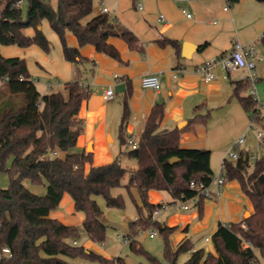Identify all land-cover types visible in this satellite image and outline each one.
Segmentation results:
<instances>
[{"label":"trees","instance_id":"16d2710c","mask_svg":"<svg viewBox=\"0 0 264 264\" xmlns=\"http://www.w3.org/2000/svg\"><path fill=\"white\" fill-rule=\"evenodd\" d=\"M93 14V0H57L56 7L47 0H0V47L37 46L50 53L52 44L41 29L46 20L59 37L65 60L72 65L87 60L81 54L85 46H93L98 53L121 62L120 52L109 43L110 38L122 40L130 50H141L138 37L119 20L111 19L107 13ZM30 28L34 30L32 36L25 33ZM69 34L76 38V47L68 44ZM261 43L264 45V35ZM158 44L163 48L171 45L180 52L176 40L164 38ZM232 83L233 97L264 128L258 100L245 94L248 83ZM91 96V88L78 81L65 83L59 91L41 94L25 59L6 58L0 52V172H6L10 179L7 188H0V264H72L76 259L126 264L122 257L108 259L74 244L82 232L94 243L106 239L104 212L94 197H103L108 208H125L123 195L113 194L114 189L122 187L128 173L119 159L108 165L92 166L86 172V165L93 164L92 154L75 151L82 130L78 118L81 104ZM164 116L165 104L157 103L137 148L127 153L137 161L138 169L130 174L124 188L128 193L136 189L142 202L140 206L134 199L138 216L129 226L131 250L145 256L151 264H178L180 256L187 253L190 257L183 264H260L256 250L264 259V155L251 163L249 153L241 150L238 160H225V182L240 184L253 212L240 222L220 224L211 237L213 252L204 248L193 251L190 240L172 247L170 237L177 228L153 220V213L163 205L149 203V191L167 192L179 201L195 195L192 182L210 186L214 181L211 151L180 146L181 133L205 117L196 114L182 130H161ZM129 117L125 100L120 124L123 146L129 145ZM171 159L178 162L172 164ZM26 181L33 186H45L46 194L32 192L24 184ZM65 194L71 196L75 211L84 215L82 227L51 217ZM203 202L201 199L196 205L201 210ZM152 229L158 230L164 239V262L136 240L141 231ZM3 248H9L10 255L2 254Z\"/></svg>","mask_w":264,"mask_h":264},{"label":"crops","instance_id":"0c3cea01","mask_svg":"<svg viewBox=\"0 0 264 264\" xmlns=\"http://www.w3.org/2000/svg\"><path fill=\"white\" fill-rule=\"evenodd\" d=\"M140 1L112 0L109 5L105 4L109 9V17L119 20L140 41L141 50L135 51L130 50L127 44L118 38L109 39V43L120 52L121 62L98 53L93 46H85L81 48V54L87 60L77 66L72 65L65 60L61 42L55 33L49 36L47 34V38L52 42V49L48 54L37 46L13 49L14 52L8 56L1 53L6 58L25 59L37 85L40 84L38 75L48 79L44 84L45 91L40 92L41 94L53 92L51 79L62 89L65 83L72 81H78L91 88L92 96L82 102L79 111L78 118L82 121V130L75 147L76 152L85 151L93 156V164L86 165V172L92 166L111 164L117 158L122 165L120 157L128 156L127 153L131 151V146H123L120 140L125 100L130 114L126 135L135 138L137 143L151 110L157 103L165 104L161 130L179 129V124L182 125L179 130H182L196 114L205 117L202 122L197 123H209L208 120L213 118L212 112L225 107L227 108L224 113L228 111L229 106L225 105L230 103L233 97L232 82L241 80L245 73L237 71L235 75L228 76L221 67H216L215 79L205 82L199 72L200 66L208 60L229 53L234 41L243 45L262 44L264 0H231L228 9L225 0ZM102 2L105 3V0H100V6L93 15L102 13ZM138 3H141V9L138 8ZM187 14H191V18H187ZM45 21L42 22V31ZM25 33L32 36L34 30L30 28ZM164 38L178 41L180 52L177 53L171 45L160 47L158 41ZM67 42L73 47L78 45L76 38L71 34L67 36ZM186 44L191 46V49L184 55L183 48ZM1 47L9 49L17 46ZM29 55L35 57V64L39 69L32 67L33 63L28 60ZM176 74L179 75L177 78L174 77ZM147 75L159 76V91L142 87L141 80ZM109 87L114 91L115 97L105 100L103 92ZM198 126L195 128L192 124L181 133L182 148H207V134L200 136ZM117 142H120V148ZM135 167L130 171L125 168L127 175L130 176L138 169L137 161ZM210 187L213 198L203 202L202 210L192 205L190 210L185 211L181 208L180 201H174L167 192H148L149 203L170 205V208L161 211L155 220H161L168 227L177 228L170 237L172 247L176 248L184 241L190 240L193 251L204 248L213 252L211 237L218 226L240 222L246 213L253 212V205L238 182L227 181L222 186L213 182ZM171 205H175V208ZM51 217L70 226H81L84 222V215L75 211L73 200L68 194L64 195L59 208L51 213ZM207 242L209 246L206 247ZM84 247L89 249L88 245ZM189 257L190 253L185 254L178 264H183ZM71 263L74 264V261Z\"/></svg>","mask_w":264,"mask_h":264},{"label":"rangeland","instance_id":"374dc122","mask_svg":"<svg viewBox=\"0 0 264 264\" xmlns=\"http://www.w3.org/2000/svg\"><path fill=\"white\" fill-rule=\"evenodd\" d=\"M51 3L53 7H56L57 0H47ZM112 0H105V4L109 5ZM139 2H141L139 0ZM94 3V12L98 10L100 6V0H93ZM27 5L26 3L23 5V12L26 13ZM91 17L87 18L85 21L90 20ZM44 35L47 37V34H54L50 26H48L47 22H44ZM51 42V40L48 38ZM52 44V42H51ZM258 51L264 55V45H256ZM22 49L20 47H13L6 49L1 47V53L5 56H8L10 53H13V49ZM24 51H21L23 53ZM24 56V55H23ZM29 62L33 63L32 67L38 66L35 64L37 60L32 58V56H28ZM77 66V65H75ZM40 77V84L37 85L38 90L43 93L45 91L44 84L48 82V79L45 77L38 75ZM256 76L261 80L256 84V96L258 97V108L261 111L263 124H264V62L257 65ZM36 79V78H35ZM50 80V79H49ZM52 82L53 89L51 91H59L62 87H58L55 84V80H50ZM246 95L251 94V89H248L245 93ZM260 95V97H259ZM231 102L226 104L225 106H229V109L226 113L218 117H212L209 123H195L193 127H200L198 133L200 136L202 134H207V148L212 151L211 157V166L214 170V177H216L221 168V164L224 158L227 160H231L228 156V152L232 150L234 144L238 139L247 135L245 138L244 144L237 149L238 152L241 150L247 151L250 157L260 158L264 155V146H262L256 139V132L263 130L259 124L254 122L250 114L246 112L236 98L232 97ZM17 101V100H16ZM251 122L255 123V128L250 129ZM180 125V124H179ZM178 125V126H179ZM196 130V129H195ZM196 131V132H197ZM199 137V136H198ZM136 141V139L134 138ZM118 147L120 148V142H117ZM209 146V147H208ZM128 147V146H127ZM122 166L127 170H133L136 166V161L128 156L120 157ZM254 160L251 159V163ZM136 168V167H135ZM129 181V175H126L122 181V187L116 188L113 190L114 195L122 194L125 200V208L124 209H116V208H108L105 202V199L101 196H96L94 199L101 207L104 212L103 218L105 219V224L107 226L106 239L103 243H94L89 240L87 235L82 232L81 238L79 239V245L89 246V250L102 255L104 257L109 258H117L122 257L125 259L126 264H151L149 260L142 255L135 254L130 248V242L128 239V235L130 234L129 226L130 223L135 221L138 216V209L134 204V199L139 205H142L140 195L136 189H133L131 193H128L124 186ZM10 179L6 172H0V188H7L9 186ZM27 188H29L32 192L45 195L47 190L45 186H33L28 181L24 183ZM250 214V213H249ZM159 222L162 223L160 220ZM82 227V225L80 226ZM155 231L157 235L155 237H150V232ZM136 240L139 244L152 256L156 257L160 261L164 262L165 254H164V239L159 234L158 230L152 229L148 231H141L139 235L136 237ZM206 247L209 246V243H205ZM256 255L259 258L260 264H264V259L260 256L259 251L256 250ZM185 256V254L181 255L179 260ZM74 264H98L95 262L86 261L83 259L73 260Z\"/></svg>","mask_w":264,"mask_h":264},{"label":"built area","instance_id":"2783aa9c","mask_svg":"<svg viewBox=\"0 0 264 264\" xmlns=\"http://www.w3.org/2000/svg\"><path fill=\"white\" fill-rule=\"evenodd\" d=\"M178 1H188V0H178ZM227 1L228 5L226 9H228L230 5L231 0H225ZM101 5L102 13H108L109 9L105 7V3L102 2ZM138 8L141 9L142 5L141 3L137 4ZM186 13V11H184ZM161 18H164L161 16ZM187 18H191V14H187ZM264 61V55L261 54L256 45H243L242 43L238 41H234L233 48L229 53H226L224 55H221L219 57L213 58L211 60H208L204 62L200 68L199 72L203 75L205 82H212L215 79V68L221 67L228 76L235 75L237 71H244V75L242 76L243 81L248 83V89H251V95L257 99L256 97V84L258 82V78L256 76V69L257 65ZM179 75H174L175 78H177ZM141 84L143 88L146 89H153L156 91H159L161 89V81L158 75H147L142 78ZM115 94L112 88H108L106 91L103 92V98L105 100H112L114 99ZM255 128V123L251 122L250 129ZM247 135H244L240 139L236 141L234 144V147L230 152H228V156L231 160H238L240 152L237 151L239 147H241L244 142ZM256 139L257 141L264 146V131H258L256 132ZM129 145L132 149L137 148V142L133 139H129ZM252 160H255L256 157H251ZM226 158L223 159L220 172L219 174L214 177V181L218 186H222L225 183L224 179V165H225ZM191 188L194 190L195 195L191 198L187 199H180V205L181 208L185 211L190 210L191 206H196L201 199L208 200L213 198V191L211 190L210 186H207L205 184H196L192 182L190 184ZM172 208H175V205H171ZM170 208V205L162 206L161 208H158L153 213V220L161 213V211L168 210ZM157 235V232L151 231L150 237H155ZM209 241V239H207ZM74 244H77L75 241ZM2 254L10 255L9 248H3L1 250ZM117 264V263H115Z\"/></svg>","mask_w":264,"mask_h":264},{"label":"water","instance_id":"95a60500","mask_svg":"<svg viewBox=\"0 0 264 264\" xmlns=\"http://www.w3.org/2000/svg\"><path fill=\"white\" fill-rule=\"evenodd\" d=\"M190 49H191V46H189L188 44L184 45V48H183V53H184V55H185V52H188V50H190ZM226 108H227V107H225V108H223V109H221V110L214 111V112H212L211 115H212L213 117L221 116V115L224 113V111L226 110ZM181 128H182V125H179V129H181ZM170 162H171L172 164H175L176 162H178V160H177V159H171ZM249 215H250L249 213H246V214H245V218H247ZM102 221L105 222V219L103 218Z\"/></svg>","mask_w":264,"mask_h":264},{"label":"bare ground","instance_id":"6f19581e","mask_svg":"<svg viewBox=\"0 0 264 264\" xmlns=\"http://www.w3.org/2000/svg\"><path fill=\"white\" fill-rule=\"evenodd\" d=\"M91 151V150H90Z\"/></svg>","mask_w":264,"mask_h":264}]
</instances>
